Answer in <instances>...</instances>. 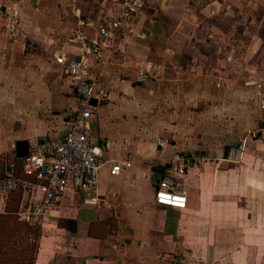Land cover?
Segmentation results:
<instances>
[{
	"label": "crops",
	"instance_id": "0c3cea01",
	"mask_svg": "<svg viewBox=\"0 0 264 264\" xmlns=\"http://www.w3.org/2000/svg\"><path fill=\"white\" fill-rule=\"evenodd\" d=\"M0 3L19 14L15 35L0 15L2 177L17 163L16 140L31 149L63 137L76 95L53 55H77L69 36L78 17L95 36L118 6ZM145 62L152 66L139 81ZM87 76L107 91L89 141L105 160L131 166L99 170L96 205L66 191L45 215L33 264H264V0H141ZM177 155L195 156L179 176L183 208L154 200L161 177L176 175ZM30 202L20 199L19 209ZM5 204L0 195V212Z\"/></svg>",
	"mask_w": 264,
	"mask_h": 264
},
{
	"label": "built area",
	"instance_id": "2783aa9c",
	"mask_svg": "<svg viewBox=\"0 0 264 264\" xmlns=\"http://www.w3.org/2000/svg\"><path fill=\"white\" fill-rule=\"evenodd\" d=\"M118 6L108 18L102 20L95 36L84 31L86 24L81 17L69 36V41L76 44L77 55H66L57 52L53 55L54 62L71 79L76 95V107L68 120L67 129L60 140L41 137L36 145L22 157L21 171L34 179L22 178L18 175L14 162L5 168L0 177V195L7 197L14 190H21L22 202L28 198L31 202L18 209V216L29 224L41 227L46 213L51 210L56 201L68 190L83 194V203L98 204L102 198L97 192L99 170L110 162V174H117L122 168L131 166V160H105L102 157V147L90 143L87 136L89 121L94 114L96 103L104 100L107 91L94 83L87 76V69L92 61L102 57L108 48L115 31L141 9V0H107ZM0 15L3 17L9 34L19 31V14L12 7L2 6ZM151 63L140 64L137 80L142 81L149 75ZM91 100H95V105ZM260 107L264 110V98L260 99ZM158 143L163 142L157 139ZM178 161L175 173L165 174L158 181L154 190V200L158 204L167 205V201H176L177 208L185 206V194L179 189V176L186 170V165L195 158L194 155H177ZM151 161V160H150ZM39 193L38 198L35 194Z\"/></svg>",
	"mask_w": 264,
	"mask_h": 264
},
{
	"label": "trees",
	"instance_id": "16d2710c",
	"mask_svg": "<svg viewBox=\"0 0 264 264\" xmlns=\"http://www.w3.org/2000/svg\"><path fill=\"white\" fill-rule=\"evenodd\" d=\"M14 162L22 178L34 179L21 171V158ZM21 190L8 193L4 211L0 212V264H33L37 250L40 227L18 216Z\"/></svg>",
	"mask_w": 264,
	"mask_h": 264
},
{
	"label": "water",
	"instance_id": "95a60500",
	"mask_svg": "<svg viewBox=\"0 0 264 264\" xmlns=\"http://www.w3.org/2000/svg\"><path fill=\"white\" fill-rule=\"evenodd\" d=\"M91 102L94 105L96 103L95 100H91ZM257 126L259 128H264V119L259 120V122L257 123ZM13 151H14V155L16 158L24 157L29 152L28 142L26 140H16L14 143V150Z\"/></svg>",
	"mask_w": 264,
	"mask_h": 264
},
{
	"label": "rangeland",
	"instance_id": "374dc122",
	"mask_svg": "<svg viewBox=\"0 0 264 264\" xmlns=\"http://www.w3.org/2000/svg\"><path fill=\"white\" fill-rule=\"evenodd\" d=\"M4 162V161H3ZM4 164V167L6 166V164L5 163H3Z\"/></svg>",
	"mask_w": 264,
	"mask_h": 264
}]
</instances>
